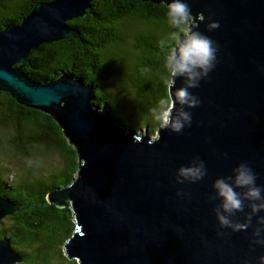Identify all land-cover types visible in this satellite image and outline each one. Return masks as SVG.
<instances>
[{"label": "water", "instance_id": "obj_1", "mask_svg": "<svg viewBox=\"0 0 264 264\" xmlns=\"http://www.w3.org/2000/svg\"><path fill=\"white\" fill-rule=\"evenodd\" d=\"M93 0L37 2L0 30V90L51 114L78 152L65 241L80 264H264V0H145L191 15L170 50L171 107L156 131L95 103V86L64 72L25 71L42 43L79 36L69 24ZM19 204L0 195V220ZM9 237L0 264H20Z\"/></svg>", "mask_w": 264, "mask_h": 264}, {"label": "trees", "instance_id": "obj_2", "mask_svg": "<svg viewBox=\"0 0 264 264\" xmlns=\"http://www.w3.org/2000/svg\"><path fill=\"white\" fill-rule=\"evenodd\" d=\"M39 1L49 0H0V30L19 24ZM190 23V14L165 2L93 0L85 17L69 21L79 29V36L42 43L31 50L30 64L24 69L39 82L64 72L80 76L94 84L96 104L107 106L127 125L153 133L165 121L172 103L169 52L187 34ZM136 119L142 124L135 123ZM0 140L23 156L46 149L63 159L51 183L19 179L20 173L10 181L0 150V195L19 204L0 220V238H10L22 258L20 264H59L56 259L75 264L63 254L64 243L76 227L71 204L58 206L47 195L75 177L76 147L51 114L21 104L1 90Z\"/></svg>", "mask_w": 264, "mask_h": 264}, {"label": "rangeland", "instance_id": "obj_3", "mask_svg": "<svg viewBox=\"0 0 264 264\" xmlns=\"http://www.w3.org/2000/svg\"><path fill=\"white\" fill-rule=\"evenodd\" d=\"M134 122L142 124L140 119H136ZM2 135L3 138L7 137L5 133H2ZM0 150L5 155V158H2L1 162L4 164L5 173L10 181H15L17 175L20 173L22 176L19 175V179L23 178V180H27L29 182L39 180L44 183H47L48 181L51 183V181L53 182V180H51L53 179V175L58 173L59 168L63 163V159L58 153H54L46 149L45 151H43V149L31 150L29 155L23 156L18 152H14L9 144H4V142L0 140ZM4 224L6 223L4 222ZM21 249L27 250L25 247H21ZM55 251H57V249ZM63 254L66 256L65 250H63ZM66 258L68 259V257H65V260ZM56 260L59 264L68 263V261L60 262L59 259ZM71 260L72 263L80 264L79 260L76 258H72Z\"/></svg>", "mask_w": 264, "mask_h": 264}]
</instances>
